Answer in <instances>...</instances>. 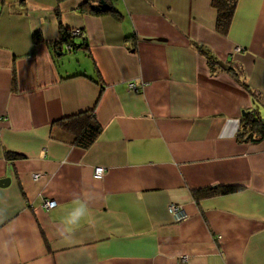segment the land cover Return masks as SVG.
I'll list each match as a JSON object with an SVG mask.
<instances>
[{
	"label": "crops",
	"instance_id": "1",
	"mask_svg": "<svg viewBox=\"0 0 264 264\" xmlns=\"http://www.w3.org/2000/svg\"><path fill=\"white\" fill-rule=\"evenodd\" d=\"M104 1L0 0V264H264V137L237 136L264 121V0L225 34L211 0ZM86 110L83 148L59 123Z\"/></svg>",
	"mask_w": 264,
	"mask_h": 264
},
{
	"label": "trees",
	"instance_id": "2",
	"mask_svg": "<svg viewBox=\"0 0 264 264\" xmlns=\"http://www.w3.org/2000/svg\"><path fill=\"white\" fill-rule=\"evenodd\" d=\"M237 0H211V5L216 10V21L215 28L218 32L225 34L228 30ZM97 6L86 5L84 8L90 12H101L108 11L109 8L107 6H102L98 0ZM81 33V31H80ZM59 42L54 44L61 45L62 42L68 45L66 50H73L75 48V44L72 43L71 29H59ZM34 39L38 41L39 33L33 35ZM83 44L81 41L80 45ZM57 45V46H58ZM54 48V47H53ZM55 51H60L61 48L57 47L54 49ZM209 63L223 65L220 61L216 60L214 57L210 55L207 56ZM225 66V65H224ZM59 128L69 134V142L74 143L80 147L86 148L88 147L98 136L100 133V125L95 121L93 112L91 110L81 111L77 114L71 115L66 119H63L59 123ZM239 140H249L256 142L264 137V121L254 114L253 112L245 113L241 119V127L237 133ZM17 156L16 154L7 153V158H14ZM233 187L223 188L220 191H228L233 190ZM205 193L200 192L198 195L195 192V198L200 197L201 195L211 194L214 190L205 189Z\"/></svg>",
	"mask_w": 264,
	"mask_h": 264
},
{
	"label": "built area",
	"instance_id": "3",
	"mask_svg": "<svg viewBox=\"0 0 264 264\" xmlns=\"http://www.w3.org/2000/svg\"><path fill=\"white\" fill-rule=\"evenodd\" d=\"M78 33H80V29L78 28L71 30V35H77ZM129 85L132 87L133 83H130ZM103 175H104V168L102 166L99 165V166L94 167L93 175H92L93 179L99 180L103 177ZM33 177H37V174L36 173L33 174ZM44 205L46 207H50L53 205V201L46 200L44 202ZM168 210L172 213L174 219L177 221L181 220L185 216L184 210L177 204L171 203L168 206Z\"/></svg>",
	"mask_w": 264,
	"mask_h": 264
},
{
	"label": "clouds",
	"instance_id": "4",
	"mask_svg": "<svg viewBox=\"0 0 264 264\" xmlns=\"http://www.w3.org/2000/svg\"><path fill=\"white\" fill-rule=\"evenodd\" d=\"M81 216H87V210L83 204L72 213L71 218L65 222L66 228H70L72 225H75Z\"/></svg>",
	"mask_w": 264,
	"mask_h": 264
},
{
	"label": "water",
	"instance_id": "5",
	"mask_svg": "<svg viewBox=\"0 0 264 264\" xmlns=\"http://www.w3.org/2000/svg\"><path fill=\"white\" fill-rule=\"evenodd\" d=\"M99 2H100V4H102V6H106V3L104 0H100ZM8 182H9V178H7V177L0 178V185H5Z\"/></svg>",
	"mask_w": 264,
	"mask_h": 264
}]
</instances>
